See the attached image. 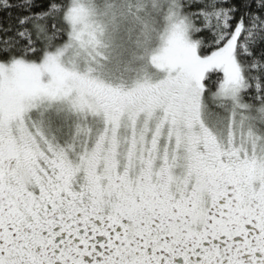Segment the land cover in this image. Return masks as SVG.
Listing matches in <instances>:
<instances>
[{"label":"snow or ice","instance_id":"6c2138e0","mask_svg":"<svg viewBox=\"0 0 264 264\" xmlns=\"http://www.w3.org/2000/svg\"><path fill=\"white\" fill-rule=\"evenodd\" d=\"M0 264H264V0H0Z\"/></svg>","mask_w":264,"mask_h":264}]
</instances>
